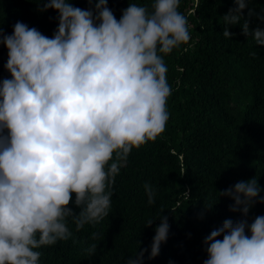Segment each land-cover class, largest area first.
Listing matches in <instances>:
<instances>
[{"label":"clouds","instance_id":"9594fccd","mask_svg":"<svg viewBox=\"0 0 264 264\" xmlns=\"http://www.w3.org/2000/svg\"><path fill=\"white\" fill-rule=\"evenodd\" d=\"M88 3L39 0L40 11L58 13L51 38L19 21L11 35L0 31L11 76L0 82V264H40L39 249L72 238L69 220L77 232L100 224L110 214L120 161L166 129L172 89L164 57L191 39L180 0H153L151 11L129 3L119 20L108 0ZM234 4L222 17L223 36L232 38L229 27L239 24L264 47V29L250 31L243 19L246 0ZM257 18L264 23V15ZM143 187L153 205V186ZM260 192L253 178L219 193L245 219L211 231L204 264H264V215L246 219ZM73 195L78 214L69 207ZM158 218L149 259L168 238V218ZM147 251L126 264H143ZM85 252L94 255L96 245Z\"/></svg>","mask_w":264,"mask_h":264},{"label":"trees","instance_id":"16d2710c","mask_svg":"<svg viewBox=\"0 0 264 264\" xmlns=\"http://www.w3.org/2000/svg\"><path fill=\"white\" fill-rule=\"evenodd\" d=\"M69 2L90 7L88 0ZM246 2L242 16L250 31L264 29L257 18L264 15V0ZM37 3L0 0V31L11 35L19 21L51 38L58 13L40 11ZM129 3L151 11L153 0H108L107 6L119 20ZM233 7L234 0H180L178 11L187 17L191 39L164 57L172 89L165 131L120 161L109 216L79 232L69 220L72 238L39 249L40 264H126L143 249H148L143 264H204V240L211 231L227 219H245L230 211L234 202L219 193L253 178L261 192L246 219L250 224L264 215V47L243 36L239 24L229 27L232 38L223 36L222 17ZM249 11L254 15L249 17ZM7 59V48L0 44V82L11 78ZM146 182L155 191L153 205ZM74 201L73 195L69 207L78 214ZM159 216L168 218V238L159 255L149 259ZM150 219L153 224L145 227ZM93 233L100 238L93 239ZM92 244L96 252L89 256L85 250Z\"/></svg>","mask_w":264,"mask_h":264}]
</instances>
